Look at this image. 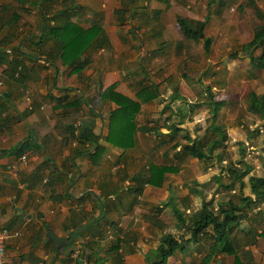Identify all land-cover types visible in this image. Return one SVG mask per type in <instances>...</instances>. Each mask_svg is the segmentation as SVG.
Masks as SVG:
<instances>
[{
  "label": "crops",
  "instance_id": "1",
  "mask_svg": "<svg viewBox=\"0 0 264 264\" xmlns=\"http://www.w3.org/2000/svg\"><path fill=\"white\" fill-rule=\"evenodd\" d=\"M157 1L159 3L156 1L151 3L148 16L149 19H153V23L147 29L142 30L145 36L148 35L147 37H153V39L158 37L163 27L155 16L161 10L163 11L159 5L162 3L164 7H168V3ZM209 1H213L212 5L218 8L217 13L226 9L229 2L228 0H208L207 2ZM253 2L262 12L264 19V0L263 3L258 0H253ZM74 3L76 6L79 5L77 0H74ZM206 5L207 3L203 6V19L207 14ZM82 7L80 5L78 10L76 7L71 18L67 20L70 22V28L77 26L87 28L78 20V15L83 16L84 13V7ZM63 8L61 0L41 2L37 6L38 14H36L33 11L34 8L28 4L21 5L14 0H0V50L14 49V54L19 58H28L30 54L42 56L40 51H35L30 46V40L38 38L42 16L48 19ZM115 9L119 8L112 9V12ZM27 14L37 17L33 27L26 21ZM191 19L199 20L196 17ZM63 21L56 20L58 23ZM11 22H13V27L8 25ZM175 25L177 26V22ZM124 28L129 29L126 22L119 25L117 20L111 31L102 26L110 48L88 52L86 56H89L91 61L83 70L81 77L77 76L73 68L62 65L59 60L54 64H44L43 61H39V64L32 67L30 59H26L29 67L21 73L22 80L18 82L10 79L6 65L0 66V95H2L0 105L4 103L5 109L0 113V228L17 231L20 234L18 237L9 239L5 245L7 264H75L78 253L86 242H93L92 247L98 256H102L118 232L119 237L125 236L121 247L123 264H141L145 259V253L156 245L153 243L145 246L144 254L140 253V239H135L134 236L143 237L141 232L144 231V226H141L138 220L142 217L141 213L144 210H149L146 215L160 212L161 205L159 208L156 206L161 201L166 208L170 209L171 206L168 205L170 199L179 208H182V199H185L186 205L189 206L186 212H190L191 199L201 197L206 193V191H201L198 185H204L211 179L210 173L204 171L201 166L198 168L192 164L196 161V163L205 165L207 171H211L214 165L212 158L218 163L217 165H222L221 163L224 162V160L220 162L217 160L218 153L223 159L228 140L227 131L220 123V118L227 104H231L236 109V117L238 113L236 102L216 101L221 102L216 124L223 128L227 137L223 146L217 148L208 161L188 158L178 163L173 153L179 148L175 147L174 150L172 147L179 143L180 135L186 132L191 138L203 136L210 126V113L207 118L209 124L203 129V133L200 134L202 131L200 129H196L195 133H190L188 122L191 118L193 119L194 113L190 114L192 109L187 110L184 104L179 110L174 106L175 103L172 101L184 100V97L179 96L178 87L170 81L169 74L160 80L153 81L148 78L147 74H145L146 79L142 73L146 82L142 78L138 81L127 82L126 77L125 82H122L119 74L121 69L113 64L111 59L108 61L106 58V62L104 60L101 64L92 65L94 58L102 55L101 52L108 53V50H112L113 35L119 36L118 32L123 35L121 30ZM124 31L128 33V30ZM122 39L126 40L124 35ZM153 42L156 43L155 40ZM48 43L50 42L47 41ZM212 47L213 41L211 52ZM130 48V45L127 46V49ZM173 48L172 46V50ZM156 56L152 55L154 59ZM240 60L248 62L249 65L246 67L247 73L246 76L243 75V79L247 78L254 82L253 92L264 93V89L259 93L257 91L260 87L264 88V84L261 83L264 79V70L253 68L248 55ZM151 84L158 86L157 98L148 102L137 100L135 96L140 88ZM111 92L125 96L140 105L135 116L136 146L124 153L106 141L109 134L110 111L117 108L113 102L108 100ZM81 99L80 105L77 106V101ZM185 103L192 104L193 102L189 100ZM83 122V126L97 138V143L92 148L89 143L79 146L86 150V153L77 155V132ZM178 122L181 123L177 124ZM172 123L177 124L181 132L172 142H169L167 137L164 138V145H160V138L152 133L143 132L141 129L160 128L162 134H167L166 126ZM72 129H75L73 133H71ZM21 142H27L29 146V150L24 154L27 159L25 164L19 163L20 157L16 158L8 154L1 156L2 152L15 149ZM96 148L103 151L99 159L93 158ZM145 155H150L148 156L149 162L144 159ZM242 162V160L239 161L241 164ZM151 165L176 167L178 172L167 174L163 185L159 188L144 185L141 200L134 199L131 193L123 190V184L129 185V179L133 175L143 172ZM247 175L242 178L241 192L239 182L234 183L239 185L238 196L233 201L235 205L240 204V194L252 198L253 201L256 200L249 185V177L252 174L249 173L246 177ZM183 188L187 190L186 193L183 192ZM176 190L180 192L179 196L175 194ZM231 192L237 193L235 189ZM202 201L205 200H201V203ZM243 213L245 218L240 221V229L243 230V225L252 226L260 233L264 228V203L250 204V207L243 209ZM47 230H51L58 237L69 238L68 250L72 246L78 250L66 255L58 254L55 243L46 237ZM81 232L84 235H79ZM98 232H103L101 240H99ZM237 233L239 237L242 235V231ZM204 239L202 238L198 245L189 244L188 252H186L188 256L198 254L197 264L211 246V242L204 243ZM191 246L194 248L192 252L191 248L189 250ZM125 249L128 253H124ZM244 249L250 251L254 264H264L263 238H257L256 244L247 245ZM186 253L180 254L186 255ZM93 260L89 264H92Z\"/></svg>",
  "mask_w": 264,
  "mask_h": 264
},
{
  "label": "rangeland",
  "instance_id": "2",
  "mask_svg": "<svg viewBox=\"0 0 264 264\" xmlns=\"http://www.w3.org/2000/svg\"><path fill=\"white\" fill-rule=\"evenodd\" d=\"M154 1L158 2L157 0H77V3L84 7L83 16L79 14L78 20L79 23L88 27L89 20L101 17V25L111 31L116 21L112 9L116 7L119 9L126 8L125 22L129 29H120L126 40L122 39L123 35L119 32V36L113 35L112 50H108V53L106 51L101 52L102 55L99 58H94L92 65L101 64L102 61L105 60L106 62L107 59L108 61L111 59L113 64L118 65L121 69L119 74L122 82L125 80L127 82L138 81L143 79L145 74L155 81L169 74L171 76L170 81L178 87L179 96L184 97V100L172 101L175 103L174 106L179 110L184 104L187 110L192 109L190 114L194 113L193 119L191 118V121L188 122L190 123L188 125L190 133H195L196 129H200V131L202 130L200 134H202L203 129L209 124L207 121L211 111V106H208L209 100L236 102L237 116L235 117L236 109L231 104H227L223 116L220 118V123L228 134L222 165H217L218 163L214 158H212L214 165L211 167V171H207L205 165L196 163V161L192 164L198 168L201 166L204 171L210 173L211 179L209 182L203 181L206 182L204 185H198L199 189L206 191V193L201 197L191 199L190 212L185 213L189 216L192 211L200 208L201 200H211L214 207L223 200L235 201L234 199L238 196L239 185H232L234 187L232 189L237 191L235 194L231 192L232 190L226 189L225 186L229 184L228 168L247 171L246 177L251 173L252 176L264 178V121H261L257 116L248 114L245 110L247 95L255 89V86L254 82L247 78L243 79V75L246 76L247 73L246 67L249 65L248 62L240 60L249 54L243 52L242 44L248 43L255 28L264 24V19L260 20L256 17L253 9L247 5V0H228L227 8L219 11L221 13H217L218 8L212 5L210 7L211 18L202 31V38H200L202 41L204 38L210 37L213 41L212 52L206 58L202 52L201 42L196 44L186 41L175 24L178 16L183 18L196 17L202 20L204 17L203 6L208 0H165L168 7H164L165 5L161 3L159 6L163 8L164 12L161 10L155 15L158 23L163 27L160 29L158 37L153 39V37H147L148 35L145 36L142 30L147 29L153 23V19H149L148 16L151 3ZM258 1L262 2L263 0ZM216 2L218 3V1ZM33 11L38 14L37 8H34ZM26 21L33 27L37 17L33 14H27ZM124 30H128V33ZM154 40L156 43L153 42ZM129 45L131 48L127 49ZM172 46L174 47L173 50ZM233 52L243 55H238L237 59H233L231 57ZM254 54L257 56L260 51H256ZM152 55H157L155 57L157 60ZM142 73L144 74L141 75ZM122 75L125 76L122 77ZM147 76L145 75L146 79ZM146 79L143 81L146 82ZM261 83L264 84V79ZM260 88L257 90L258 93L264 89L263 87ZM166 92H168L167 89ZM189 100L193 103L186 104L185 101ZM102 154L103 151L98 150L93 158L99 159ZM148 156L150 155L143 156L147 162H149ZM240 160L243 161L242 164L239 163ZM190 186L191 183L189 182ZM128 187V184H123L125 192ZM186 191L183 188V192L186 193ZM175 194L179 196L180 192L176 190ZM162 202L156 206L159 208L161 205L160 212L146 215L149 210H144L141 213L142 217L138 218L140 225L144 226V231L141 232L143 237L139 238L138 235L134 237L140 239L141 254L146 251L145 246L153 243L157 245L159 235L162 232L170 233L177 238L182 235L188 237L186 231L177 228L172 209L166 208ZM208 242L209 240H204V243ZM190 248L192 252L193 246L189 247V250ZM124 253H128L126 249ZM197 255L188 256L187 253L186 255L179 253L169 259L168 264H197ZM219 261L221 264H232L233 259L232 257H222ZM141 264H147L145 259Z\"/></svg>",
  "mask_w": 264,
  "mask_h": 264
},
{
  "label": "trees",
  "instance_id": "3",
  "mask_svg": "<svg viewBox=\"0 0 264 264\" xmlns=\"http://www.w3.org/2000/svg\"><path fill=\"white\" fill-rule=\"evenodd\" d=\"M14 1L21 5L28 4L33 8H37L41 2H58L59 0ZM159 1L166 3L165 0ZM61 2L64 8L60 9L57 14L48 19L42 16L43 19L39 28L40 34L38 38L30 40V46L35 51H40L42 56L39 54H30L28 58H19L14 54V49L6 48L0 50V66L3 64L7 66L9 77L13 81L18 82L22 80L21 73L29 67L26 59H30V62L33 64L32 67L39 64V61H43L44 64H54L59 60L62 65L73 68L72 70L77 73V76L81 77L83 70L91 61L89 56H86L88 52L91 50L110 48V44L102 30L101 17L89 20L86 29L78 26L70 28V22L67 20L71 18L73 10L76 7L77 10L80 9V5L77 4L76 6L74 0H61ZM212 4H214L213 1L207 2V14L203 20H194L180 16L176 18L178 29L183 38L186 41L196 44L201 42L202 52L206 58L210 56L212 40L210 38H204L201 41L200 32L202 33L210 20V6ZM247 5L253 9L258 19H263L262 12L253 0H247ZM126 14L125 8L115 9L113 11V15L117 22H119V25L124 24ZM58 19L65 21L58 23L56 22ZM12 24L13 22L8 24L9 27H13ZM7 37H9V35H7ZM47 41L50 43L47 44ZM8 50L10 53L7 52ZM242 50L243 52L249 53V62L253 68L264 70V24L255 28L251 41L244 45ZM258 50H260V54L256 56L254 53ZM237 56L238 52H233L231 54L233 59H236ZM158 95V86L151 84L141 87L135 97L141 102H148L157 98ZM0 97H2V95H0ZM210 97L212 96L210 95ZM108 100L113 102L117 108L110 111L108 125L109 134L106 141L112 147L122 150L124 153L134 148L136 144L135 134L137 127L135 116L139 111L140 105L138 102L116 92H111ZM80 101H82V99L77 101V106L80 105ZM209 101L211 106L210 126L203 136L191 138L189 133L186 132L180 135L179 143H176V145L172 147L174 150L175 147L179 148L178 151L173 153V157L178 163L188 158L208 161L211 156L215 154L216 149L222 147L227 139L223 128L216 124L218 109L221 102ZM3 104L0 105V113L5 110ZM245 110L249 114L257 116L261 121H264V93L256 94L253 91L249 92ZM180 123L181 122H178L177 124ZM177 124L172 123L166 126L168 130L167 134H162L160 128L156 130L149 127L141 129L143 132L152 133L160 138V145H164V138L167 137L169 142H172L181 132ZM83 125L84 122L77 132V155H84V153H86V150L79 146L89 143L92 148L95 147L97 143V138ZM74 130L75 129H72L71 133H73ZM28 150L29 146L27 142H21L15 149L2 152L1 156L8 154L19 158ZM98 150L99 148H96L93 155H95ZM217 160L219 162L223 160L219 153L217 154ZM172 172H178V168L164 165H151L143 172H139L129 179L130 184L127 191L133 195L134 199H137V196L141 195L144 185L159 188L163 185L166 175ZM247 173V171L228 168L229 184L225 186L226 189L232 190V185L235 182H239L241 192L243 188L242 178L245 177ZM249 185L252 195L256 198L255 201L250 197L243 196V194H240V204L238 205H235L231 199L220 201L217 203L216 207L213 206L211 200L202 201L200 208L196 211H192L189 216L185 214L186 210L189 209L185 199H182V208L176 206L175 203L172 202V199H170L168 205L171 206L173 211V215L177 222V228L186 231L188 237L182 235L180 238H177L170 233L162 232L157 245L145 253L146 263L168 264V260L178 253L185 254L188 252L189 244L198 245L201 239L205 238L204 240H209L211 242V246L198 264H221L219 260L222 257H232V264H254L250 251L245 250L244 247L256 244L257 238L264 239V228L259 233L254 227L243 225V230H241L240 221L245 218L243 213L245 207H250V204L264 203V178L251 176L249 177ZM239 231H242L240 237L237 233ZM118 233L102 256H98L92 247L94 245L93 242H86L83 249L78 253L75 264H89V262L93 260V257L95 258L92 264H123L121 247L124 243L125 236L121 238L118 236ZM79 235H84V233L81 232ZM102 235L103 232H98L99 240L103 238Z\"/></svg>",
  "mask_w": 264,
  "mask_h": 264
},
{
  "label": "built area",
  "instance_id": "4",
  "mask_svg": "<svg viewBox=\"0 0 264 264\" xmlns=\"http://www.w3.org/2000/svg\"><path fill=\"white\" fill-rule=\"evenodd\" d=\"M10 53V51H7ZM27 161L26 156L22 155L19 158V163L20 164H25ZM137 200H141V195L137 196ZM20 234L17 231H11L8 230L7 228H0V264H7L6 262V257H5V245L7 241L11 238L18 237Z\"/></svg>",
  "mask_w": 264,
  "mask_h": 264
},
{
  "label": "water",
  "instance_id": "5",
  "mask_svg": "<svg viewBox=\"0 0 264 264\" xmlns=\"http://www.w3.org/2000/svg\"><path fill=\"white\" fill-rule=\"evenodd\" d=\"M200 38H202V33L200 32ZM46 237L48 240L53 241L56 245V252L60 255H66L71 251H77L78 248L75 246L71 247L70 250L67 249L70 239L67 237H58L51 230H47Z\"/></svg>",
  "mask_w": 264,
  "mask_h": 264
}]
</instances>
